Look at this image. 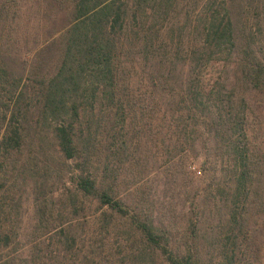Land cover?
<instances>
[{
  "label": "trees",
  "instance_id": "obj_1",
  "mask_svg": "<svg viewBox=\"0 0 264 264\" xmlns=\"http://www.w3.org/2000/svg\"><path fill=\"white\" fill-rule=\"evenodd\" d=\"M235 1L0 0V264H263L264 9Z\"/></svg>",
  "mask_w": 264,
  "mask_h": 264
},
{
  "label": "rangeland",
  "instance_id": "obj_2",
  "mask_svg": "<svg viewBox=\"0 0 264 264\" xmlns=\"http://www.w3.org/2000/svg\"><path fill=\"white\" fill-rule=\"evenodd\" d=\"M236 6L238 11H250L251 14L255 16L256 12L260 9H264V0H236ZM255 105L264 110V94H257L255 97ZM206 140V138H204ZM205 155L203 148L200 145L199 157L195 161L192 168L191 176L196 181H202L213 176V173H210L211 177L206 176L205 171L203 170V163H205ZM220 165H218V169ZM158 182L160 184V193L158 194V203L159 208L162 213L167 214L168 217L173 218L174 220H183L185 217V212L187 211V206L189 205V199L187 198L186 191L183 189L180 183L174 182L172 179L166 178L163 175L158 176ZM25 213H26V224L30 221L33 214V204L31 200H28L25 204ZM264 236V234H263ZM263 238V237H262ZM261 238V239H262ZM263 264H264V250H263Z\"/></svg>",
  "mask_w": 264,
  "mask_h": 264
}]
</instances>
